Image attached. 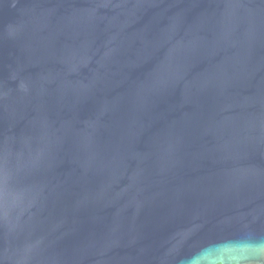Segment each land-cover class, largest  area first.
<instances>
[{
	"label": "water",
	"instance_id": "water-1",
	"mask_svg": "<svg viewBox=\"0 0 264 264\" xmlns=\"http://www.w3.org/2000/svg\"><path fill=\"white\" fill-rule=\"evenodd\" d=\"M0 264H264V0H0Z\"/></svg>",
	"mask_w": 264,
	"mask_h": 264
}]
</instances>
